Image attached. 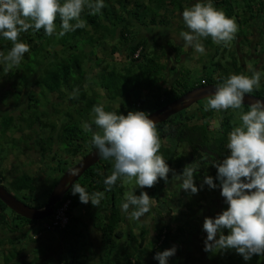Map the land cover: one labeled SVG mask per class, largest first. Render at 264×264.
Returning a JSON list of instances; mask_svg holds the SVG:
<instances>
[{"label":"trees","instance_id":"16d2710c","mask_svg":"<svg viewBox=\"0 0 264 264\" xmlns=\"http://www.w3.org/2000/svg\"><path fill=\"white\" fill-rule=\"evenodd\" d=\"M110 1L113 2V4L118 3L119 8L116 7L115 4H111ZM119 1H121L120 6ZM151 2L152 0H147V2H145V0H103L104 6L99 10V12L92 15L89 14L90 9L84 8L80 14V21L84 26L82 28H77L75 31L66 32L62 38L60 36L59 39L61 38V40H59V45L56 48L58 50L50 51L48 43H43V41H46L49 38V36L44 34L43 29L39 31H32L29 29L24 35L23 33H20L18 40H21L28 45V52L23 55L20 62L15 66L9 64H0V99L2 95L5 96V94L8 95L10 93L12 96H14L17 102L11 103L8 101L3 103L4 105L0 102V107L7 108L11 104L16 105L20 100L23 102L26 101V104L28 105H26L27 110L26 106L22 107V109H18L19 112L21 111L20 115H22L18 121H15L11 116L6 115L8 110H4L3 112L0 111V128L2 132L6 135L9 132H16L25 129L33 132L32 123L33 125L38 123V127L44 130V132L48 133L47 137L36 140V144L40 149L41 157L44 159L49 158L55 160L54 155L52 154L53 141L55 140L58 143L60 142L63 144V147L68 146L66 149L68 155L79 154V146H76L73 140L74 138L78 137L77 133L74 131V124L71 123L66 125L68 127L66 131L64 130V126H62V130L54 136L56 125L52 124L50 120L47 121L46 119H43L38 113L33 114V116L25 117L23 112H28L27 115H30L31 113L29 112L33 108V105L30 102L40 98H33L36 96V93L35 96H33V92H36L35 86L42 88L41 94H45L46 92L60 91L59 89L61 88L63 93V88L66 87V89H68L70 92L74 91L72 93L73 98L71 100L70 111H82L84 113L92 111L93 106L100 105V102L98 99L95 100V98L87 97L80 83H82V79L87 75L88 71H94L95 64L98 63L101 64L100 70L95 74L98 79V85L101 87V89L106 90L107 93L111 95L110 98L118 97L120 100L125 102L124 107L126 108H120L114 111L117 114H122L124 109L125 111L126 109L128 111L140 110L148 114L178 99L185 92L195 87L203 86L205 84L217 85L226 79L229 74H243L244 71L242 70V67H234L233 69L231 68L235 65V62H226V67L217 61L215 62L214 60L218 55L219 49L215 48L211 55V60L213 61L212 65L217 68L212 71V75L207 76L203 74V76L199 77L197 81H194L190 70L179 68L177 71V68H173L172 74H174H171L172 78L166 81L164 85L159 87L157 85L159 81L164 82L166 80L164 74L167 71V65L172 64L174 60L177 61L176 59L178 57L176 55L174 57L173 54L169 57L165 53L170 46L168 43L165 46L167 48L166 51H163L164 49H162V53L154 54L152 52L154 48H150L147 40L145 39L146 37H139L138 31L133 32L131 29L133 28V25L129 23L131 19H134L141 27L147 28L149 26H154L156 21L152 19V15L150 21L145 15H143L142 18H139V8H142L144 3ZM211 2L215 8L223 11L226 17H229L230 13L232 12V6H235L234 3L236 5L238 3L237 0H233V3H231V0H211ZM252 2L258 6L256 14H260L262 13L261 11L264 10V1L244 0V2L240 5H242L244 8L242 11L243 14L247 16L249 13V18H244V21H248L247 25L244 22L246 28L250 27L251 23H257L258 21V18H256L257 15H254V13L251 12V5L253 4ZM177 4L178 8L182 7L181 3L178 2ZM157 6L158 12L159 10H164V12H167L168 7H172V9L176 8L172 0L163 1V3L158 2ZM132 7L135 9L132 10ZM251 19L252 22H250ZM72 23H74V21ZM159 23L162 22L159 21ZM54 24L56 25L58 33L60 31L59 17L54 20ZM251 37L255 36L249 35V38ZM236 38H238V36H236ZM243 39L247 41V37H244ZM113 41H115V44L117 43V45L112 44ZM208 41L209 37L207 40H202L201 43L203 44L204 48L205 44H208ZM11 46L12 44L10 41L0 38V54L7 55V52ZM220 46H222V43ZM41 47L44 49L42 53H40L42 62H37L34 60L33 56L40 52L39 49H41ZM260 48L263 51L264 45L263 48ZM172 49L174 50L176 48ZM59 52H62L61 58L57 56ZM115 52L123 53L124 63H114L113 65H110L109 58H112V55ZM101 55L102 57H99ZM8 65L14 68L18 67L17 75H23L26 78L22 80L23 83L19 82L18 80L16 81V77H18L17 75L5 76L7 74H5L4 71H11L9 68H7ZM31 65H33V68ZM204 68L205 67H203V69ZM262 68L264 69V65ZM11 77H14V79L11 80ZM248 94L258 98H264V88L258 89L254 87L253 91ZM96 95L98 96V94ZM40 99L42 101H46L45 97ZM198 102L195 103L196 106L193 104L195 107H192L193 111H191L189 114L186 115L185 111L187 109L189 110L191 106L169 117V120H166L155 126L156 129H158L157 137L160 143L158 154H160L165 159L167 164L174 166L176 165V168H179L181 160L184 158L188 160V158L185 156L174 157V151L178 144L186 143L191 150V156L194 160L192 165L195 163V166L193 167L198 169L197 171L196 169L194 170L193 179L200 180L204 176L208 175L212 176L213 182L218 184V182L215 180L216 169L213 168L211 164L213 162L222 160L221 158L224 155L222 153H225L226 148L221 145L223 144V141L221 140L213 141L212 145H209L207 142V127L214 122V118L213 114L210 112L209 116L205 115L202 117V124L197 123L196 120H200L197 118L199 117V111L204 108V106ZM242 108L246 111L249 109L247 106H242ZM43 114H46V111H44ZM217 115L218 116L215 117L216 124L218 128L223 130L225 133H228L232 127L236 126V122H234L231 118L233 116L232 113L229 115L217 113ZM19 123H23L25 127H21ZM28 138L29 136L26 138L27 141ZM162 139H165L166 142L171 145V147L167 149L162 148ZM26 140L22 138L17 140L14 139L18 145L23 144L22 152L25 153L31 150V147ZM67 142H70V144L66 145ZM87 152V150H84L80 154L82 156ZM208 159L210 161H208ZM0 161H2V159ZM59 162L57 163V166L56 164L51 166L50 172H53L52 175L54 173L58 175L53 179V185L50 184L48 180H46V182H40L36 180L34 172L36 170L38 171L41 167L34 165L33 175L30 174V172H21L18 175L7 177L3 175V170L0 169V185L4 186L5 189L11 194H28L27 198L29 201L37 202V200L40 198V194H43L44 201L42 200L40 204L37 203V207H34L40 209L45 204L51 189L67 168L66 166L58 165ZM189 164L191 163L186 165ZM111 169V160L101 159L89 169H87L75 183L85 188L88 194L100 192L103 193L104 197H106L105 206L107 207L108 211L103 216H101L102 222L100 224L101 229H99V231L101 233L103 246L105 245L106 248L107 246H110V248L112 247L111 249L118 248L122 252L121 253L117 249L115 256L113 257V259L116 261V264H155L156 262L154 263L149 257H153L154 253L157 251L165 250L171 242H174V244L176 242V244H178L176 245V255L172 257H178V264H189L191 262L189 261V255L191 254H188V251H190L191 248V237H187V235L184 234L185 230L179 228L178 232H181L180 234L176 235L180 237L182 241L175 240V235L173 236L171 229L168 228L169 223L160 222L154 216V206L150 207L149 210V215L151 217L148 215L151 219H153V221L148 227L143 224V227L139 230L140 240L138 242L135 234L136 232L129 231L126 234H123L122 232L117 231L119 224L122 221L120 204L124 200L123 196L126 188L121 185L120 177H118L117 181L111 186H106L104 184L105 178L110 175L113 170ZM27 170H29V168H27ZM40 183L43 184L42 189H40ZM157 184V192L159 191L162 193L164 191L163 185L165 184L161 183L160 180H157ZM207 188V185H204L202 188L203 193L201 196H199L200 200L202 196L204 198L206 197L205 195L207 193ZM153 191L154 189H148L147 193L152 194L154 197L152 199L159 200V195L152 193ZM13 196L17 198V196ZM27 198L25 195H22L21 199H17L26 204L24 201ZM65 201H69L67 213L70 219L68 224L61 231H65L70 226L73 217L72 211L81 204L78 199V194L73 195L71 193V188L63 197L62 201L56 205V207ZM189 207H191V204ZM94 219L95 227L99 226V221L97 222L96 217H94ZM42 221H44V224H46L48 223L49 219ZM35 223L36 222L34 221H28L14 214L0 202V228L3 229L4 226L6 231L12 235L11 238L7 239L6 241L0 237V248L8 246V252L6 254L0 252V255L2 253L5 264L20 256L23 252L25 257V253L27 251L29 254L31 252L32 254L35 253V250H27L28 243L32 242L33 240L31 239V235L28 237V234L24 230L26 226H31ZM15 230L17 231L16 233H14ZM48 232L52 231H46V233ZM151 232L154 233L153 236ZM13 234H20L21 236L25 237L23 241L25 242V240H28V242L24 243V246L21 248L19 246L21 242H17ZM223 234L227 235L226 229L223 230ZM111 235H114V237L119 241L123 236L125 238L121 243H118L117 241L116 244H113ZM144 240L147 241L146 246L144 245ZM126 241H128L131 246L126 247ZM132 244H135V247H133ZM147 245L149 246L148 248ZM18 246L20 248H18ZM221 251V253L224 255V257L221 259L224 261V264H264V255H253L249 261H244L242 257L238 255L233 249ZM192 252L194 251L192 250ZM44 255L45 254L40 255V257ZM204 260L206 262L210 261L212 264H216L213 259V261H208L204 257ZM14 264H30V262L24 261Z\"/></svg>","mask_w":264,"mask_h":264},{"label":"clouds","instance_id":"9594fccd","mask_svg":"<svg viewBox=\"0 0 264 264\" xmlns=\"http://www.w3.org/2000/svg\"><path fill=\"white\" fill-rule=\"evenodd\" d=\"M103 6V0H0V38L12 44L7 55L0 54V64L15 66L28 52V45L18 40L20 33L43 29L46 36H63L84 26L80 21L84 8L90 9L92 15ZM57 17L60 20L58 33L54 24ZM180 17L186 28L179 33L185 47H192L201 54L204 47L198 38L210 37L215 43L226 44L237 31L234 20L215 8L211 0H195L182 10ZM168 52L171 53L170 49L166 54ZM259 82L260 75L255 71L251 76L229 74L206 98L204 110L241 109L244 95L258 88ZM92 113L98 131L92 133L90 143L100 159L112 161L113 170L104 180L106 186L113 185L118 177L134 178L136 188L140 189L152 187L158 178L167 183L170 169L158 154L160 143L155 122L148 114L140 110L117 114L103 110L102 105H94ZM238 118L240 123L227 134V154L211 164L216 169L218 184L213 182L212 176L203 177V185L209 189L219 187L227 205L214 217L203 219L202 231L206 233L203 250L233 249L244 261H249L253 255H264V100L254 99L246 112H239ZM194 170L191 163L184 166L180 175H173L180 181V188L191 194L198 191L193 181ZM67 174L75 177L78 171L71 170ZM71 193L78 194L81 203L90 202L93 206L103 198V193L88 194L76 183L71 184ZM152 202L145 191L135 195L130 190L120 209L131 219L138 220L149 212ZM225 229L227 235L223 234ZM175 252L172 246L155 252L153 259L158 264H168Z\"/></svg>","mask_w":264,"mask_h":264},{"label":"rangeland","instance_id":"374dc122","mask_svg":"<svg viewBox=\"0 0 264 264\" xmlns=\"http://www.w3.org/2000/svg\"><path fill=\"white\" fill-rule=\"evenodd\" d=\"M163 1H167V0H152L151 3H144V6L142 8H139V14H140L139 18H142L143 15H145V16H147L146 18L150 21L151 15H152L153 16L152 19L154 21H156L155 26H149L147 28L141 27L137 24V22L134 19H131L129 22L131 25H133V28H131V29L133 32H137V31L142 32L143 31L144 36H147V35L151 36V34H155V35H157V37H159L160 33H161L160 35L166 36V38L168 40H165V42L167 41V43L170 44V46H171L170 47L168 45L171 53L168 52L167 55L172 56V54H173L174 57L176 55L178 57L176 59L177 61L183 56L184 60L183 61L181 60V64H182L181 68L190 70L192 78L194 81H197L199 79V77L203 76V74H205L207 76L212 75V71L217 68V67L212 65L213 61L211 60V55H212L213 51L215 50V48H219L218 49V55L214 60L215 62L217 61L225 67L227 66L226 62H228V63L235 62V65L232 66L231 68L233 69L234 67H239V68L246 67L245 72H243L244 75H247L248 74L247 72L252 70L256 61L254 59H246L244 56H245V54H251L252 49H251L250 45H257L258 44L259 46L258 45L255 46L258 51H259L260 47L263 48V45H264V10L261 11L262 13L256 14L258 6L255 5V3L252 2L253 4L251 5V9L254 11V15H258L257 23L253 22L250 24V27L246 28V26L244 25V22L247 25L248 21L247 20L244 21V18H249V15H248L249 13L247 14V16L242 13L244 8L240 4L243 3L244 0H237L238 1L237 5L234 3L235 6H232L233 7L232 12L230 13V15L228 17V18L233 19L237 25V31L235 32L233 38L231 40H229L226 44L221 42L222 46H220L221 43H215L209 37L208 44H205L204 52L201 54V53L195 52V50L193 48H191V51H189L190 49L185 50V48H183V46H185V45L177 47V45H180V44H175L173 42L172 39L176 38L179 35V32H180L179 30L181 29V25H183V23L182 24L178 23L179 22L178 17H176V15L179 13L178 12L179 8H178L177 2H181V1L180 0H172L173 4L176 6V8L172 9L171 7H168V10H167V12H165L164 15H163L164 10H159V12L157 11L158 2L163 3ZM145 2H147V0H145ZM110 3L113 4V2H111V1H110ZM231 3H233V0H231ZM114 4L116 7H118V3H114ZM189 4H190V2H189ZM120 5H121V1H119V6ZM185 7H187V6H185ZM185 7L180 8L181 12ZM134 9L132 7V10H134ZM159 21H163L162 22L163 24L159 23ZM180 22H182V21H180ZM250 22H252V19ZM254 29H259V31L256 32L255 35L252 34ZM57 31L58 30L56 28L55 32L57 33ZM25 33L26 32H23V35ZM249 35H253L255 37L249 38ZM236 36H238V38H236ZM59 37H60L59 35H55V34L51 35V36H49V38L46 41H43V43L44 42L48 43L50 51L58 50L56 48L59 45V40H61V38L63 36H61L60 39H59ZM244 37H247V41L243 39ZM207 38L208 37L198 38V42L201 43L202 40H204V39L207 40ZM172 48H176V49L173 50ZM162 49H164L163 51H166L167 48L164 45L160 44V45L155 46V48L152 50V52L154 54H159V53H162ZM39 50H40V52H38L37 55L33 56V58L37 62H42V59L40 58V55H41L40 53H42V51L44 49L41 47V49H39ZM238 53H240L243 57L240 58L239 57L240 55ZM57 56L61 58L62 52H59L57 54ZM248 56H247V58H248ZM99 57H102V55ZM233 57H235V58H233ZM113 60L117 64L124 63V57L121 53H117V54L113 55ZM31 67L33 68V65H31ZM203 67H205V68L203 69ZM228 67H229V65H228ZM7 68H9L11 71H4V73L7 74L5 76H11V75L16 76L18 74V71H17L18 67L14 68V67H11L8 65ZM259 74H260V72H259ZM12 79H14V77H11V80ZM23 79H26L23 75L16 77V81L18 80L21 83H23V81H22ZM11 80H10V82H11ZM61 98H63V97H61ZM8 101L13 102V103L17 102L16 99L14 98V96H12L10 93L8 95L5 94V96L2 95L0 102L3 104V103H6ZM205 102H206V99L200 100V102H198V103L201 104L202 106H204ZM30 103L33 105V102H30ZM61 103L62 102L54 103V105L57 106L56 110L57 111L60 110L61 112H65L66 108L64 105H60ZM26 110H27V106H26ZM240 111H244V110L242 108L237 110V112H236L237 115L235 116L236 126L240 123L239 118H238ZM244 112H246V111H244ZM20 114L21 113H19V114L14 113L13 114L12 112H9V111L6 112V115L11 116L15 121H18L22 117V115H20ZM52 118L53 117L51 116V119ZM23 127H25V126H23ZM14 133L15 132H9V136H8L5 133H3L1 128H0V160L2 159V161H0V166H1L0 169H2L3 172L7 171V173H6L7 175H8V173H11V175H13L16 172L19 174L21 172H25V173L30 172V174H32V175L35 173L34 176H35L36 180H38V181L40 179H42L41 178L42 176H46L47 178H50L52 176V172H50L51 166L53 164H57L59 161L52 160L49 158L44 159V160H42V162L40 164L41 168L38 171L36 170L33 173V165L39 167V163H34V164L32 163L33 151H28L27 153L22 152L23 151L22 146L18 145L14 141V138L16 136V134H14ZM57 144H58V148H60V149L63 148V144H61L60 142ZM59 163H61V161ZM28 165H30V166H28ZM111 165H112V161H111ZM27 168H29V170H27ZM169 169H170V167H169ZM169 173H170V175L168 176V179L174 180V178H173L174 173H172L171 169H170ZM51 181H49L50 184L53 183V181L52 182ZM163 183L166 186H168V184H169L168 182L166 183L165 181H163ZM4 185H6V184H4ZM121 185L124 188H126L123 199H125L126 193L130 190L134 191L135 195H139V192L141 190H143L147 193L148 189L149 190L154 189V191L152 193L159 195V200L153 199V202L151 205V207L154 206V210H155L154 216L160 222L169 223L168 228L171 229L173 236L175 235V237H174L175 240L182 241L181 238L176 235V234H180V232H181V231L178 232L179 228H182L183 230H185L184 234L187 235V237L190 236L192 239V241L190 243L191 248H190V251H188V254H191V255H189L190 256L189 261H191L189 264H212L209 261L212 259L215 261L216 264H224V261L221 260L222 257H224L223 253H221L222 252L221 250L220 251L213 250V251H208V252H205L203 250V248H204L203 241L206 237V233L204 231H202V223H203V219L205 217H209V218L214 217L216 214L220 213L223 209H225L227 207V205L224 203L223 197L215 196L214 198H209L206 196L204 198L202 196L201 200H200V197L198 195L196 196L195 194H191V193H187V194L183 193V195H181L179 197L172 198V194L167 193V188L164 189V191L162 193L159 191L157 192L158 184H156V183H154V185L150 188H148V187H145L143 189L136 188L134 178L130 180L127 177H121ZM42 186H43V184L40 183V189H42ZM12 194L17 196V198H19V199H21L22 195H25L26 198L28 196V194H26V193H22V194L12 193ZM147 195L150 198H154L152 196V194L147 193ZM42 200L44 201V197H43V194H40V198L37 200V202L29 201L28 198L24 202L26 203V205L34 208V207H37V203L40 204V202ZM159 202H161V203H159ZM87 204L88 203H86V204L81 203L78 207L73 209L72 212H73L74 218L80 219V217L82 216V213L84 211V208L91 205L90 202H89V205H87ZM190 204H191V207H189ZM129 211H131V208L129 209ZM144 215H146V216H144ZM144 215L142 217H140L138 220H133L128 215H126V217H127V219H126L127 222L125 223L126 227L124 228V225L122 223L119 224V227L121 226V229L123 231L126 229L125 230L126 232L128 230L132 231V232H136L135 234H136L137 242L140 240L139 230L143 227V224L148 227V226H150V223H152V221H153V219L150 218L151 216L149 215V212L144 214ZM96 220H97V222L99 221V226H96L95 229H101L100 224L102 222V217L100 215H98V213L96 214ZM43 224H44V221L36 222L35 224H33L31 226H26V228L24 230L26 231V233L28 235L42 234V233L46 232ZM3 229L6 230L4 228V226H3ZM59 231H61V230H58V229L52 230V232H56V233ZM16 232L17 231L15 230L14 233H16ZM151 234L153 236L154 233L151 232ZM14 236H15V240L17 242H19V243L21 242V244L19 245L21 248L24 246V243L28 242V240H25V242H24L23 240L25 239V237L21 236L20 234H15ZM146 238H147V236H146ZM111 240H112L113 244L117 243L114 235L113 236L111 235ZM146 240H144L145 246L147 244ZM68 243L69 242L66 243L65 241L60 242V246L62 248L58 251V253H60V251L63 250L62 254H59L60 258L62 259L63 262L64 261L70 262L72 260V257L68 258V256H69L68 252L72 251L71 249L66 248V246L68 247V245H69ZM30 244H33V242L29 243V245ZM54 245L55 244L52 243L48 247L53 248ZM176 245H178V244H176V242H175V244H174V242H171L167 248H170L172 246H175V248H176ZM19 246H18V248H20ZM129 246H131V245L129 244ZM132 246L135 247V244H132ZM64 247L66 249H64ZM133 247H131V248H133ZM148 247L149 246L147 245V248ZM111 248H110V246H107V248H106V246L104 245L103 251L101 253V260L102 261L105 260L108 264H113V262L114 263L116 262L114 259H112L113 261H109V260H111V258H109ZM117 249H114V250L117 251ZM27 250L31 251L30 248H27ZM118 250L120 251V249H118ZM192 250L194 252H192ZM50 251H53V249ZM184 251H185V249H184ZM45 252H47V250L43 249V248L40 250H35V253H33V254H32V252L29 254V252L27 251L25 253L26 254L25 260H26V262H30V264H38L37 262H41V261L42 262L40 264H55L54 257L53 258L49 257L47 255L48 252L47 253H45ZM43 254H45L44 256H48V257H44V256L40 257V255H43ZM42 257H44V258H42ZM204 257L209 262H206L204 260ZM91 258L93 260H96V259L98 260V254L97 253L91 254ZM149 258L154 263L156 262L155 264H158V262L155 261L153 259V257H149ZM2 259H3V257H2V253H1V260ZM177 259H178V257H170L168 260V264H178ZM75 260H77L81 264L86 260V257H79ZM75 260L73 259V262H75Z\"/></svg>","mask_w":264,"mask_h":264},{"label":"flooded vegetation","instance_id":"af4514ba","mask_svg":"<svg viewBox=\"0 0 264 264\" xmlns=\"http://www.w3.org/2000/svg\"><path fill=\"white\" fill-rule=\"evenodd\" d=\"M262 1H264V0H262ZM252 34L254 35L255 33L252 32ZM138 36L139 37H146L145 39L147 40L148 45L152 46V48H155V46L160 45V44H162L164 46H166V44H167V41L165 42L166 37L162 36L160 34H159V37H157V35H155V34H151V36L150 35L144 36L143 31L142 32L140 31V32H138ZM177 37L172 39L173 42L175 44H180V45H177V47L183 46L184 41L182 40V38H180L179 35ZM112 44L117 45V43L115 44V41H113ZM250 47H251V45H250ZM111 48H112V46H111ZM183 48H185V50L190 49L189 51H191L192 47L183 46ZM117 53H121V52H115L113 55H115ZM121 54L123 55V53H121ZM238 54L240 55L239 56L240 58L243 57L240 53H238ZM113 55H112V58H109L110 65H113L115 63L113 60ZM247 56H248V58H247ZM244 57L246 59H254L256 61L252 70L247 72L248 73L247 76H251L253 71L258 72V73L260 72V74H259L260 75V82H259L258 89L264 88V69L262 68L264 65V49L262 51L260 48L259 51L257 50L255 52H251V54H245ZM181 60H182V57L179 59V61L174 60L172 64H169L167 66V71L164 74V77H166V80L164 82L159 81V83L157 84L159 87L164 85L166 83V81H168V80H170V78H172L171 76L174 74V73L172 74L173 68H175V69L177 68V71H178L179 67L181 68V66H182ZM100 68H101L100 63L95 64L94 71H88L87 75L82 79V83H80V85H81L82 89L84 90L85 94L89 98L92 97V98H95V100L98 99V101L100 102V105H102L104 107L103 110H105V111H113L114 112L120 108L121 109L126 108V107H124L125 106L124 101L120 100L118 97L110 98L111 95H109V93H107L106 90L101 89V87L98 85L99 84L98 79H97V76L95 74L97 71L100 70ZM245 69H246V67H242V70L244 72H245ZM205 85H208V84H205ZM209 85H211V84H209ZM35 87H36V89H35L36 92H33V96H35V93H36V96L33 98H36V97L37 98L38 97L44 98L45 97L46 101H42L40 98L37 100H33V108L29 112L31 114L27 115L28 112L27 113L23 112L24 113L23 115L25 117L33 116V114L38 113L43 119H46L47 121L50 120V122H52V124L56 125L54 136L59 131L62 130V126H64V130L66 131L68 129V127L66 125L71 124V123L74 124V126H73L74 131L77 133L78 137L74 138L73 140H74V143L76 144V146H79V150H80L79 154L68 155V153L66 151L68 146L60 149V148H58V144H57L58 142L56 140L53 141L54 143H53V148H52V151H53L52 154L54 155L55 160L61 161V163H59L58 165L66 166L67 167L66 170H67L70 167L74 166L87 153H89L91 150L94 149L90 143L92 133L98 131V128L94 125V122H93L94 113H92V111H90L88 113H84L82 111H79V112L70 111L71 110V100L73 98L72 93L74 91L70 92L68 89H66V87L63 88V93H62V88H61V89H59L60 91L46 92L45 94H41L42 88H38L37 86H35ZM255 88H257V87H255ZM96 94H98V96ZM246 94H248V93H246ZM61 97H63V98H61ZM60 102H62L60 105L65 106V108H66L65 112H61L60 110H58V111L56 110L57 106H55L54 103H60ZM11 105H13V104H11ZM11 105H9L7 108L6 107L5 108L0 107V111L3 112L4 110H8L9 112H12L13 114L14 113L19 114L21 111L19 112L18 109H22V107H25L27 104L25 101L23 102L20 100L16 105H13V106H11ZM195 106H196V104H195ZM195 106L192 105L189 110L187 109L188 111L187 110L185 111L186 115L189 114L191 111H193L192 107H195ZM241 108H242V106H241ZM196 110H198V109H196ZM243 110L246 111L245 109H243ZM44 111H46V114H43ZM127 112H128V110L126 109V111H125V109H124L122 111V114L127 115ZM199 112H200L198 115L199 117H197V118L200 120H196V121H197V123H200V124H202V122H203V120H202L203 116H205V115L209 116L210 112H211V114H213L214 122L210 126L207 127V135L206 136H207V142L209 143V145L210 144L212 145L213 141L221 140V141H223V144H221V145L223 147H225L226 142H227V134L228 133H225L223 130H220L218 128L216 121H215V117L218 116L217 113L218 114L223 113L226 115H229L232 113L233 116L231 118L234 122H236L235 116L237 115L236 114L237 110L226 109V110H222V111L218 112L216 110H211V109L205 111L204 108H202L201 111H199ZM51 116L53 117L52 119H51ZM31 119H33V118H31ZM169 119H167V120H169ZM19 124L21 127L24 126L23 123H19ZM38 126H39L38 123H35L34 125L32 123V131L33 132L28 131L27 129L16 131L14 133V134H16L14 139L17 140L19 138H22V139L26 140L27 136H29L28 141L27 140L26 141L29 143V146L31 147L30 151H33L32 163L33 164L39 163V166H40V164H41L42 160H44V158L40 156V149L38 148V145L36 144V140L39 138L43 139V138L47 137L48 133L44 132V130L40 129ZM156 132L158 134V129H156ZM69 144H70V142L66 143V145H69ZM20 145L23 148V144H20ZM161 147L167 149V148H170L171 145L169 143H167L165 139H162ZM84 150H87L88 152L81 156L80 153ZM222 154L226 155L227 149H225V153H222ZM224 155L221 159L224 158ZM177 156H185L188 158V160H186V158L182 159L180 162L179 168H176L177 167L176 165L174 166V165L167 164L168 167H170V169L172 170V173H174L176 176L180 175L182 169L184 168V166H186V164L194 162L193 157L191 156V150L189 149V147L186 143H181V144L177 145V147L174 151V157H177ZM208 161H210V160L208 159ZM52 166H54V165H52ZM56 166H57V164H56ZM192 166H195V163H193ZM194 169H196V171L198 170L195 167H194ZM169 175H170V173L167 174V182L169 183L168 186L163 185L164 189L167 188V193L172 194V198L179 197V196L183 195V193L187 194L188 192H185L184 190H182L180 188V181H178L177 179H174V180L168 179ZM57 176L58 175L56 173H54L50 178H47L46 176H42L41 177L42 179H40L39 181L40 182H46V180H48V182L51 180L53 181V179L56 178ZM159 180L160 179H158V181ZM163 181L164 180H160L161 183H163ZM193 181H194V184L198 188V191L195 195L201 196V194L203 193L202 188L204 187L203 178L200 180L193 179ZM156 184H157V182H156ZM205 196H207L209 198H214L215 196H220L219 187H217L215 189L207 188V193Z\"/></svg>","mask_w":264,"mask_h":264},{"label":"crops","instance_id":"0c3cea01","mask_svg":"<svg viewBox=\"0 0 264 264\" xmlns=\"http://www.w3.org/2000/svg\"><path fill=\"white\" fill-rule=\"evenodd\" d=\"M181 2V6L185 7V6H190L192 3L195 2V0H180ZM190 2V4H189ZM178 3V2H177ZM180 7V8H182ZM172 8V7H171ZM178 9L179 13L176 15V17H178V21L179 23H183L180 22L182 21L181 17H180V13H181V9ZM220 10V9H219ZM165 14V12H163V15ZM258 18V17H256ZM163 22V21H161ZM181 31H186V28L183 24V26L181 27V29L179 30ZM259 29H254L253 33L256 34V32H258ZM179 32V33H180ZM254 34V35H255ZM256 45H251V49L252 52L257 51V48L255 47ZM183 57V56H182ZM184 60V57L182 58V61ZM30 151V150H29ZM28 152V151H27ZM26 152V153H27ZM7 171L3 172L4 176L7 177H11L13 175H17V174H13L10 175V173H8V175L6 174ZM106 197L103 196V198L100 200V203L97 206H87L84 208V211L82 213V216L80 217V219H76L73 216V212H72V223L70 224V226L65 230V231H59V232H48V233H42V234H33L31 235V239L33 240V244L32 242L28 243V248H30L31 250H37V249H46L47 250V255L49 257H54L55 259V264H80V262H78L77 258L79 257H86V260L81 263V264H108L105 260L102 261L101 260V253L103 251V244H102V239H101V233L99 231V229H95V219L94 217H96V214L98 213V215L103 216L105 213H107L108 209L105 206L106 203ZM91 204V203H90ZM89 205V203L87 204ZM126 213L121 211V217H122V221L121 223L124 225V228L126 227ZM120 223V224H121ZM1 230V234L0 237L3 238L4 241H6L7 239L11 238L12 235H10V233H8L6 230L0 228ZM126 230V229H125ZM123 231L121 229V226L118 227L117 231L122 232L123 234H126L127 232H129V230ZM15 235V234H13ZM59 236V237H58ZM28 237H30V235H28ZM124 239V236L121 238V240L119 241L118 239H116V241H118V243H121L122 240ZM61 241H65L66 243L69 242L66 246V248L71 249L72 251L68 252L69 256L68 258L72 257V260L70 262H66V261H62V259L60 258L59 254H62V251H60V253H58V251L62 248L60 246V242ZM124 241V240H123ZM126 247L129 246V242L126 241ZM54 243V247L53 248H49L48 246L50 244ZM64 247V249H66ZM78 248V249H77ZM1 252H3V254H6L8 252V246H4L3 248H0ZM53 251H50L52 250ZM98 254V260H93L91 258V254ZM104 253V252H103ZM116 251L114 249L110 250V254H109V258H111V260L109 261H113V257L115 256ZM45 256V257H48ZM3 257V256H2ZM26 257L24 256V252L16 257L15 259H13L12 261H10L7 264H14V263H18V262H24ZM73 259L75 260V262H73ZM41 261V260H40ZM42 262V261H41ZM41 262H37L38 264H40ZM0 264H5L4 259L1 260V255H0ZM113 264H116V262Z\"/></svg>","mask_w":264,"mask_h":264},{"label":"water","instance_id":"95a60500","mask_svg":"<svg viewBox=\"0 0 264 264\" xmlns=\"http://www.w3.org/2000/svg\"><path fill=\"white\" fill-rule=\"evenodd\" d=\"M215 89V85H205L195 87L178 99L166 104L162 108L148 113L150 119L155 122V126L166 121L169 117L189 108L196 102L206 99ZM254 99L264 100L249 94L244 95L242 106L249 107ZM99 160L95 149L87 153L74 166L70 167L61 175L57 183L51 189L47 200L41 209L32 208L22 201L18 200L11 193H9L2 185H0V202L6 206L14 214L24 218L28 221L40 222L52 216L55 206L62 201L71 184L75 183L84 172L97 163ZM71 170H77L78 174L75 177L68 175Z\"/></svg>","mask_w":264,"mask_h":264},{"label":"built area","instance_id":"2783aa9c","mask_svg":"<svg viewBox=\"0 0 264 264\" xmlns=\"http://www.w3.org/2000/svg\"><path fill=\"white\" fill-rule=\"evenodd\" d=\"M69 201H65L61 205L55 208L53 215L49 218L48 223L44 224L46 231H52L53 229L62 230L69 222L68 215Z\"/></svg>","mask_w":264,"mask_h":264}]
</instances>
